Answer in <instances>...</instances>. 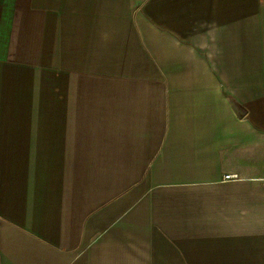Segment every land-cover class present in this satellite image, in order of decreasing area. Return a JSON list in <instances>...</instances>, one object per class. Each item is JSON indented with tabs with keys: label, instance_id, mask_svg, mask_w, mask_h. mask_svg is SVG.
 Here are the masks:
<instances>
[{
	"label": "crops",
	"instance_id": "crops-1",
	"mask_svg": "<svg viewBox=\"0 0 264 264\" xmlns=\"http://www.w3.org/2000/svg\"><path fill=\"white\" fill-rule=\"evenodd\" d=\"M0 264H264V0H0Z\"/></svg>",
	"mask_w": 264,
	"mask_h": 264
},
{
	"label": "built area",
	"instance_id": "built-area-1",
	"mask_svg": "<svg viewBox=\"0 0 264 264\" xmlns=\"http://www.w3.org/2000/svg\"><path fill=\"white\" fill-rule=\"evenodd\" d=\"M226 179L231 178L229 175L225 176Z\"/></svg>",
	"mask_w": 264,
	"mask_h": 264
}]
</instances>
